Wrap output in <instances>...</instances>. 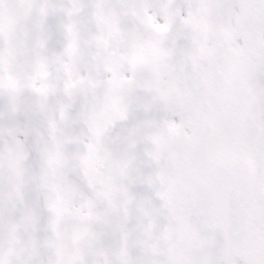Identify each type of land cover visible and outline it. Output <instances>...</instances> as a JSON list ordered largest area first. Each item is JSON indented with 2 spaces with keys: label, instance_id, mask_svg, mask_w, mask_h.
<instances>
[{
  "label": "snow or ice",
  "instance_id": "1",
  "mask_svg": "<svg viewBox=\"0 0 264 264\" xmlns=\"http://www.w3.org/2000/svg\"><path fill=\"white\" fill-rule=\"evenodd\" d=\"M0 264H264V0H0Z\"/></svg>",
  "mask_w": 264,
  "mask_h": 264
}]
</instances>
